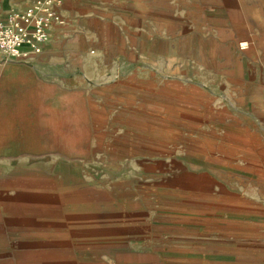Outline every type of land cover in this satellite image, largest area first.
<instances>
[{
	"label": "crops",
	"instance_id": "1",
	"mask_svg": "<svg viewBox=\"0 0 264 264\" xmlns=\"http://www.w3.org/2000/svg\"><path fill=\"white\" fill-rule=\"evenodd\" d=\"M33 1L2 0L0 20ZM60 1L63 24L42 52L0 65V264H264V0H206L203 35L181 25V5L190 12L194 0ZM85 109L90 132L120 141L115 154L141 156L157 133L148 125L170 124L178 147L164 180L176 198L225 209L234 227L215 237L151 228L145 199L125 186L65 180L55 201L5 175L49 164L20 157L68 155ZM135 162L144 173L155 166ZM213 186L220 192L189 191Z\"/></svg>",
	"mask_w": 264,
	"mask_h": 264
},
{
	"label": "rangeland",
	"instance_id": "2",
	"mask_svg": "<svg viewBox=\"0 0 264 264\" xmlns=\"http://www.w3.org/2000/svg\"><path fill=\"white\" fill-rule=\"evenodd\" d=\"M198 4L196 9H190V12L181 5L180 19L183 18L185 24L182 26L189 27L195 32H200L199 35H203L204 15H206V0H194ZM182 2V1H181ZM189 20V22H187ZM189 30V29H188ZM183 31L181 35L196 36V33H189L190 31ZM151 122V121H150ZM106 124L101 123V127ZM149 128L153 127L157 129L156 134H151L146 141L145 149L142 152V158L147 157L149 162L155 165L153 168H149V171L145 173L139 171V162H135L140 159V152H133L134 155L115 154L113 152L114 147L121 145L120 141L111 137V135H97L90 132L92 124L88 109L84 111V133L83 139L78 140L77 144L74 141L73 149H69V153L66 156H41V157H20L23 159H35L37 161H48V165L31 166V170H25L21 168L19 172H5L7 174H17L21 180V186H30L32 189L45 190L47 194L51 196L55 201H59L60 197L65 194L64 190L67 181L68 185L81 182V185L90 188V185L97 187H103L104 185L116 184V186H125L129 191L133 199L139 200L143 197L145 200L144 208L148 211V218L151 228L157 226H175L181 229L182 233L187 231L196 232L197 234H224V227L234 224L226 223L221 220L225 209H221L217 204H204L198 202H187L186 198H176L173 190L174 186L172 181H165L167 175H171L173 171L168 165L171 164L173 156V149L178 147L177 141L172 140L170 133V124L155 123L149 124ZM160 129H165L168 132H161ZM52 142V141H50ZM186 144L183 141L179 144V147L184 148ZM69 147H72L69 145ZM112 148V149H111ZM175 153V152H174ZM132 163L131 168L122 167L119 169L117 163ZM209 162L214 165H219L217 162ZM61 164V165H60ZM166 164V167H164ZM135 165V166H134ZM168 168V169H164ZM200 175H207L206 167H192ZM217 178H221L219 173H209ZM141 176V177H140ZM165 179V180H164ZM163 180V181H162ZM86 188L83 190L85 192ZM195 190V191H193ZM190 192H196L197 194H209L218 193L219 188L213 186L211 189H190ZM88 192H85L87 194ZM187 194V193H185ZM186 197V196H185ZM195 214L200 220L191 222H179L176 221L174 215L179 214ZM158 228V227H157ZM228 246H233L231 242L234 241L235 231L228 228ZM232 230V231H231ZM245 239L251 240V233H245ZM215 237V236H212ZM208 243V242H206ZM234 243V242H233ZM31 247V245H30ZM244 249H250V246L245 242ZM208 252L206 254H209ZM199 254V252H198ZM215 254V253H212ZM212 257V256H209ZM31 259V257H30ZM215 259V258H211ZM246 262H244L245 264ZM211 264H216L214 260ZM231 264V263H228ZM234 264V263H232Z\"/></svg>",
	"mask_w": 264,
	"mask_h": 264
},
{
	"label": "built area",
	"instance_id": "3",
	"mask_svg": "<svg viewBox=\"0 0 264 264\" xmlns=\"http://www.w3.org/2000/svg\"><path fill=\"white\" fill-rule=\"evenodd\" d=\"M60 3V0H34L24 11L9 12L0 20V65L42 52L50 28L63 24L55 9Z\"/></svg>",
	"mask_w": 264,
	"mask_h": 264
}]
</instances>
